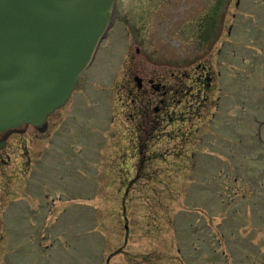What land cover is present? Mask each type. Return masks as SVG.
<instances>
[{
	"label": "rangeland",
	"instance_id": "374dc122",
	"mask_svg": "<svg viewBox=\"0 0 264 264\" xmlns=\"http://www.w3.org/2000/svg\"><path fill=\"white\" fill-rule=\"evenodd\" d=\"M188 5L196 56L205 47L197 33L201 21L217 24L222 18L225 46L216 57L234 77L239 98L230 101L237 108L226 115L225 135L218 113L210 125L203 115L177 113L178 120L163 122L158 138L148 121L127 108L121 85L135 52L172 58L166 39L181 21H173L171 10L182 9L181 19ZM113 21L73 98L88 119L81 131L88 141L79 149L87 156L82 173L54 169L55 178L48 177L44 161L56 155L50 151L36 153L44 159L28 177L20 168L31 147L2 164L0 209L8 213L0 225V264H264V145L258 137V122L264 121V0H116ZM160 23L165 32H158ZM201 30L204 39L207 29ZM146 66L148 73L156 69ZM67 117L65 112L60 121ZM68 124L38 141L61 139ZM22 129L11 141L37 147L35 131ZM261 135L264 140V126ZM2 178L11 184V196L3 194ZM42 182L58 203L46 207L44 222L33 224L27 204L44 203L46 190L34 195Z\"/></svg>",
	"mask_w": 264,
	"mask_h": 264
},
{
	"label": "flooded vegetation",
	"instance_id": "af4514ba",
	"mask_svg": "<svg viewBox=\"0 0 264 264\" xmlns=\"http://www.w3.org/2000/svg\"><path fill=\"white\" fill-rule=\"evenodd\" d=\"M189 7L190 6L188 5V12L185 14L186 19L184 16L181 19L174 18L175 20H173H180L181 23L176 25L177 29L175 27L176 31L173 33V37H168V39H171V43L169 45H171L173 50L171 53L172 58L170 60L162 58L148 59L146 56H144L145 54L143 55L140 51L135 52V54L131 56V60L128 61L129 64L126 66L128 68L129 75L123 77V82L121 85L124 89V94L127 96L130 102L127 108L131 107L134 110V113H136L143 122L148 121L151 126V133H155L158 138L161 137L158 135V133L161 135L163 132V122L169 119V121H173L174 119L172 116H175V119L178 120L177 113L181 115H187L189 118H193L195 115H203L205 120L208 121L209 125L213 119L210 116L218 113L221 119L219 124L225 128L223 133L225 135L227 132L226 115L237 108L236 103L232 104L230 101L231 99L236 101L239 98V93L237 90H235L236 85L234 84L235 87L232 85V80L234 81V77H232L230 71H228V74L225 72L227 70V64L225 63V60H220L216 57L217 55L219 56L218 53L223 52V48L225 46V26L223 27L222 18L221 16L219 17L217 24H215L211 19H209V21L204 19L201 21V24L199 23L200 27L197 29L198 37L203 41L205 47L202 52H200L202 53L201 57L196 56L193 45L194 15L189 13ZM176 9L177 6L172 7L171 11L175 12ZM163 23H165V21ZM113 25L114 21L112 22L105 39L109 37L110 32L113 29ZM130 27L131 26H129V28ZM202 27H206L208 33L204 39H202L203 36L201 34L203 32V30H201ZM103 42L98 49L96 58L100 52V49L102 48ZM132 43L136 46L138 44H136L135 38H133L131 44ZM217 47H219V49H217ZM139 55L142 56V60L144 61H139L137 59V56ZM224 55L226 54L224 53ZM146 63H150V65L155 66L156 69H153L150 73H148L149 69L147 68ZM239 69L240 68H237V70ZM147 73L149 74L148 76ZM227 77L229 79H227ZM80 82L77 86V89L80 85ZM77 89L74 91L65 106L48 118L47 131L45 133L39 132L32 126H24L35 131L33 132L32 139L38 141L40 140V136L49 134L52 128H55L56 131H59L61 127L64 128L63 124L69 121V124L66 127L67 129H65L64 135L61 137V139H49L48 141L45 140L43 142L38 141L39 144L36 147L35 142H33L32 146H27L23 141H11L15 135L24 132V129H22L24 127L0 134V171H2V164L9 165L11 153L17 151L18 149H27L31 147L32 152H29V149L28 151L25 149L28 155L23 157L20 168V171L24 170V174H27L28 177L33 176L37 167V163L39 162L38 159H44L36 155V153L40 154L42 152H55L56 154L53 158L47 157V161H44L46 166L51 169V172L50 170L47 172V174H49L48 177L55 178L54 169H65L71 174L74 172L82 173V167L85 166L82 160H85L87 156H81L79 149H81L82 152V148L86 147L88 143L87 139H83V133H81L83 123H85L87 118L85 117L86 119H84V117L80 115L82 112L78 113L80 101L75 100L73 103V98H75ZM226 89H229V92L226 93ZM192 90H196L197 93L193 94ZM223 93L225 94L222 95ZM192 100L197 101V108L192 106ZM200 105L201 107H198ZM86 111L87 110H85V112ZM65 112L68 114L67 119L65 122L60 121V117H62ZM56 118L58 121L54 122ZM93 121L94 119L91 120V122ZM258 126V137L261 143L264 145V140L261 135V129L264 126V121H259ZM141 158L142 161L145 162L146 157ZM91 160H94V156H91ZM1 174L2 172L0 175ZM59 177H57L56 180ZM5 179L6 181H4V183L2 182L4 185L3 190L5 191L3 194L6 196L10 193L11 196L12 192H10L9 189L11 184L9 183L10 185H7V178H2V180ZM19 179L22 180V178ZM58 180L62 182V179ZM17 184L19 186L24 185L23 181ZM39 184L40 188L37 189L34 195L40 194L41 191L43 192L45 190L47 193L41 197V201L44 202L42 203L40 201L42 204H32L33 199H29L26 211L27 213H33V218L29 219V221L33 222V224L39 219L44 222V213L47 211L46 207L50 205L55 206L58 203V195H56V192H50V190L47 188V183L45 182ZM42 186L44 188L41 189ZM90 189L92 191V187ZM33 190L35 191V188ZM50 194H54V198H51ZM3 207L4 206L1 205L0 225L3 223V217L5 213H8V211L5 212ZM39 212L42 213L39 214ZM12 218L13 217H10L8 220L12 221ZM7 249L8 248L6 247V250Z\"/></svg>",
	"mask_w": 264,
	"mask_h": 264
},
{
	"label": "water",
	"instance_id": "95a60500",
	"mask_svg": "<svg viewBox=\"0 0 264 264\" xmlns=\"http://www.w3.org/2000/svg\"><path fill=\"white\" fill-rule=\"evenodd\" d=\"M116 0H0V134L47 129L111 27Z\"/></svg>",
	"mask_w": 264,
	"mask_h": 264
},
{
	"label": "bare ground",
	"instance_id": "6f19581e",
	"mask_svg": "<svg viewBox=\"0 0 264 264\" xmlns=\"http://www.w3.org/2000/svg\"><path fill=\"white\" fill-rule=\"evenodd\" d=\"M179 7H177V9L175 10V15H177L176 17H174L175 19H178V18H180V16L181 15H179L183 10L182 9H180L181 11L179 12L178 9ZM165 27H166V25H161V28L160 29H158V32H165ZM164 34H166V33H164ZM166 38H167V36H166ZM166 41H167V43L166 44H170L171 43V39H166ZM170 46V45H169Z\"/></svg>",
	"mask_w": 264,
	"mask_h": 264
}]
</instances>
